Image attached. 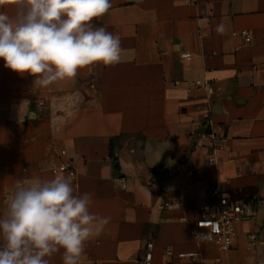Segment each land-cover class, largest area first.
<instances>
[{"label":"crops","instance_id":"0c3cea01","mask_svg":"<svg viewBox=\"0 0 264 264\" xmlns=\"http://www.w3.org/2000/svg\"><path fill=\"white\" fill-rule=\"evenodd\" d=\"M111 5L92 24L120 37L118 64H96L42 88L0 59V218L17 179L71 174L76 194H93L90 211L110 217L79 264H143L148 243L152 264L264 261V0ZM0 11L14 16L15 0H3ZM241 31L251 35L248 45L231 35ZM180 53L191 61L181 63ZM196 80L208 81L211 94L186 96L173 85ZM208 117L226 136L216 152L202 129L189 135L192 123ZM212 156L216 162L206 164ZM64 162L71 169L53 175ZM188 169L193 174L185 177ZM117 178L125 189L114 186ZM213 185L253 210L226 252L191 235L196 207L216 202L207 193ZM166 247L199 260L168 257ZM48 259L63 264L62 250Z\"/></svg>","mask_w":264,"mask_h":264},{"label":"clouds","instance_id":"9594fccd","mask_svg":"<svg viewBox=\"0 0 264 264\" xmlns=\"http://www.w3.org/2000/svg\"><path fill=\"white\" fill-rule=\"evenodd\" d=\"M15 3L14 16L0 11V59L5 68L34 77L33 85L46 88L81 69L121 61L120 37L92 24L111 0ZM92 195L76 194L71 174L17 179L0 218V264H50L61 250L63 264H79L85 244L110 222L90 211Z\"/></svg>","mask_w":264,"mask_h":264},{"label":"built area","instance_id":"2783aa9c","mask_svg":"<svg viewBox=\"0 0 264 264\" xmlns=\"http://www.w3.org/2000/svg\"><path fill=\"white\" fill-rule=\"evenodd\" d=\"M232 37L239 36L245 45L251 42V35L246 31L239 33L233 32ZM238 49H236L237 51ZM192 56L189 53H180L179 61L190 62ZM175 87H181L186 96L192 94H211V87L206 80L196 81H174ZM198 129L203 130V136L210 141L211 150L216 152L223 149L226 144V136L224 130L221 127H215L212 120L208 117L204 119L200 124L192 123V128L189 130L190 136L197 135ZM60 156L66 155L65 151H60ZM216 162L214 156L206 160V164H213ZM181 164H185V161H181ZM71 169V163H61L60 165L53 167L51 173L56 175L62 172H68ZM150 179V183H156L157 179L153 175ZM193 174V169H188L183 172L185 177H190ZM114 186L119 189H125L126 184L124 179L117 178L114 181ZM207 193L211 197L216 199L214 204H201L196 207L197 218L193 224L191 235L196 242H208L216 246L219 252L228 251L236 237V225L244 220H248L253 215L252 207L249 201L245 200H232L228 196L224 195L218 185L209 186ZM163 208L169 206V203L161 205ZM250 241L254 242L256 237L254 235L249 236ZM152 250L153 245L148 243L145 248V252L142 257L143 264H152ZM164 253L168 257H173L179 260H189L190 262H197L199 255L197 253H174L170 247L164 248ZM217 261V260H216ZM255 264H264V261H258Z\"/></svg>","mask_w":264,"mask_h":264}]
</instances>
